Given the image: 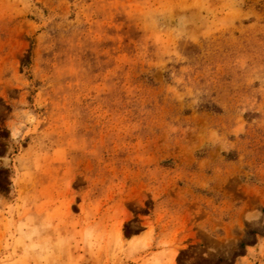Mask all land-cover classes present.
<instances>
[{"label": "rangeland", "instance_id": "obj_1", "mask_svg": "<svg viewBox=\"0 0 264 264\" xmlns=\"http://www.w3.org/2000/svg\"><path fill=\"white\" fill-rule=\"evenodd\" d=\"M0 264H264V0H0Z\"/></svg>", "mask_w": 264, "mask_h": 264}]
</instances>
